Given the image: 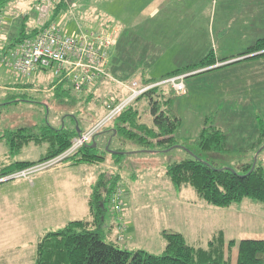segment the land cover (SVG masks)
<instances>
[{"label": "rangeland", "instance_id": "obj_1", "mask_svg": "<svg viewBox=\"0 0 264 264\" xmlns=\"http://www.w3.org/2000/svg\"><path fill=\"white\" fill-rule=\"evenodd\" d=\"M68 1L77 7L73 13L65 10L58 16L57 21L65 29L107 31L114 38L108 59L109 77L78 93L68 82H59L51 69H41L32 78L21 77L1 62L0 170L16 161H38L48 151V143L44 142L30 143L20 154L15 152L11 148V132L25 128L41 133L48 126L70 128L75 120L87 131L103 120L108 102L128 96L127 85L136 78L144 75L158 81L177 68L201 61L213 52L209 41H205L209 37L206 21L215 24L216 39L233 38L231 48L236 57L246 56L242 53L264 38V0H172L165 18L157 19L165 24L168 43L137 39L145 23L138 18L139 9L147 0ZM34 3L8 0L4 6L8 13L0 11L7 25L6 42L12 43L20 36L22 11L27 8L30 12ZM221 21L226 27L219 35ZM37 22L40 26L39 17ZM12 24L11 32L8 28ZM176 39L182 43L177 44ZM263 52L249 54L242 60L215 57L214 65L187 73L184 95L175 94L170 86L163 87L166 97L172 96L168 111L182 122L175 132L177 143L173 149L158 146L162 151L140 152L139 145L124 142L119 136L111 140L112 132L104 131L95 135L97 152L105 154L102 161L76 163L71 157L27 176L11 177L13 173L0 180V264H35L37 245L48 232L71 221H91L89 202L103 173L119 176L117 187L122 188L124 195L121 216L107 203L103 225L107 241L120 237L129 249L161 255L166 245L163 230L182 233L196 247H206L222 233L224 253L235 264L242 238L264 239V203L245 198L226 207L212 205L191 186L176 188L167 168L188 158H200L239 172L246 165L264 167ZM29 80L31 83L25 82ZM144 101L141 98L134 103L141 116L147 113ZM111 123L112 120L103 128ZM207 126L220 129L226 136L223 151H206L197 143Z\"/></svg>", "mask_w": 264, "mask_h": 264}, {"label": "trees", "instance_id": "obj_2", "mask_svg": "<svg viewBox=\"0 0 264 264\" xmlns=\"http://www.w3.org/2000/svg\"><path fill=\"white\" fill-rule=\"evenodd\" d=\"M7 3L8 0H0V11ZM65 10H67L65 3L57 2L49 20H56ZM27 21L28 16H25L20 36L10 43L9 47L18 45L41 29L40 26L28 29ZM101 33L108 34L107 31ZM263 50L264 38H260L242 55ZM6 55L7 47L0 49V63ZM261 55H264V52ZM215 61L214 53L210 52L201 61L177 68L165 74L161 80L205 69L214 65ZM141 79L145 84L160 81L144 75ZM141 98L145 99L144 102L147 103L153 116L151 126L141 121L139 108L134 104ZM123 99L117 98L115 101L120 102ZM171 100L172 96L167 98L163 87L151 88L124 108L113 118L111 126L103 128L104 130L98 132L96 136L101 132L111 131V140L115 136H119L124 142L139 145L140 152L145 150H148L147 152L162 151L157 148L158 146H165V149L168 150L173 149L177 143L175 132L180 128L182 122L178 116L168 111L167 107ZM83 132L84 130L77 120L70 128L63 126L60 129H54L48 126L41 133H34V130L25 128L11 132L9 138L12 139L11 148L16 150L15 152L19 153L24 146L30 143L44 142L48 143V151L38 161H16L5 166L0 170V178L59 155L69 148L73 138ZM261 132V135H264V125ZM96 136L92 142L85 144L72 156L76 163H92L105 159V154H99L97 146L93 147L92 145L96 142ZM198 138L197 143L206 151L221 152L225 149L226 136L218 128L204 127ZM242 170L239 172L234 169L219 168L200 158H188L170 164L167 168V175L176 188L191 186L202 199L212 205L226 207L241 202L245 198L264 203V167L246 165ZM118 182V175L103 173L93 188L92 198L89 202L93 219L91 221H71L61 229L48 232L37 245L35 264H233L224 253L225 239L222 233L209 241L206 247H196L189 244L182 233L163 230L162 234L165 237L166 245L164 253L161 255L152 254L143 249H129L126 244L121 243L124 241H121L120 237L114 241H107L103 231L105 211ZM129 228L126 230L128 233L130 232ZM231 243L234 244L235 241H231ZM235 264H264V239H241L238 242V256Z\"/></svg>", "mask_w": 264, "mask_h": 264}, {"label": "built area", "instance_id": "obj_3", "mask_svg": "<svg viewBox=\"0 0 264 264\" xmlns=\"http://www.w3.org/2000/svg\"><path fill=\"white\" fill-rule=\"evenodd\" d=\"M33 8L37 12L40 21V30L35 35L25 39L16 45L6 55L2 63L12 68L16 76L31 77L39 70L51 69L59 82H68L74 92L80 93L87 86L97 80L109 77L108 59L114 38L108 34L93 30L70 32L56 20L50 21L54 0H34ZM66 4L69 13H73L76 3L68 0H59ZM42 19V20H41ZM5 26V16L0 14V39L2 29ZM3 47L0 45V49ZM189 74L172 76L152 84L143 83L136 78L127 85L129 94L120 102L110 101L106 104L107 114L101 122L73 138L71 145L64 152L54 158L31 166L11 175V177L27 176L50 166L61 163L74 156L85 144L92 142L95 135L103 129V126L113 120L124 108L130 105L139 96L156 86H170L175 94H186L184 79ZM10 176V175H9ZM9 177H3L4 181ZM123 190L119 186L114 191L110 203L114 212L119 216L123 211Z\"/></svg>", "mask_w": 264, "mask_h": 264}, {"label": "crops", "instance_id": "obj_4", "mask_svg": "<svg viewBox=\"0 0 264 264\" xmlns=\"http://www.w3.org/2000/svg\"><path fill=\"white\" fill-rule=\"evenodd\" d=\"M171 2H172V0H147L146 3H144L142 5L141 9H139L140 11H139L138 18L142 21H145V23H143L141 25L140 30L138 31V37H137L138 40H140V41L145 40L148 43H158V42H167L168 43V42H170L167 40L165 41V37H166L167 32H164V29H165L164 22L158 21L157 19L165 18L164 13L169 8H171ZM179 2H182V1L181 0H175V3H179ZM7 9L8 8H4L3 11H1V12L6 15L8 13ZM24 9L25 10L22 11V15H23L22 17L24 19L25 16H28V21H27L28 29H33V28L37 27L38 26V22H37L38 14L36 13V11H34L33 8L30 12H27V8H24ZM120 25H124V24L121 23ZM205 25L208 27V30H209V35H208L209 37L206 38L205 41H209L210 48H211V50H213L214 55L217 59H229L231 61V60H235V59L242 60V59L248 58L250 56V55H246V56L240 58V57H236V55H233L234 51H233V48H231L234 44L233 38L229 40V36L224 35L225 36L223 38L224 40L220 39L219 37H217V39H216V36L214 34L215 24L210 22V21H206ZM6 26H4L3 30L1 31L2 37L0 39V44L3 43V45L1 44L3 47L2 49H6V47H7V54H8L10 52V50L13 49L15 46L9 47L10 43L6 42L4 40L6 37V35L4 34V30L6 29ZM11 27H14V24H12L8 28L12 32ZM107 27H108V25H107ZM107 27H105V28L107 29ZM143 27H145L146 30H143L142 29ZM225 27L226 26H225L224 21H221L219 26H218L220 31L217 29V32L218 33L220 32L219 35L222 32H225ZM176 41H178L177 44L180 43V39H176ZM243 51H241V52H243ZM36 74L38 75V71ZM138 74L142 75L141 73H138ZM32 77L33 76H31V78ZM25 82L31 83V80L25 81ZM27 83H24V84H27ZM24 84H22V85H24ZM144 105H145V108L147 107L146 108L147 113L145 115L142 114L141 121L146 123L147 125L151 126L153 124V116L151 115L146 102H144ZM73 125H72V127H73ZM107 133H111V132L108 131ZM110 138H111V136H110ZM20 153L21 152H19V154ZM129 230L131 232V226H130ZM167 231H169V230H167ZM251 237L252 238H242V239L257 238V237H253V236H251ZM260 238H263V237H260Z\"/></svg>", "mask_w": 264, "mask_h": 264}, {"label": "water", "instance_id": "obj_5", "mask_svg": "<svg viewBox=\"0 0 264 264\" xmlns=\"http://www.w3.org/2000/svg\"><path fill=\"white\" fill-rule=\"evenodd\" d=\"M92 145H93V147L97 146L96 142H94ZM112 153H119V152H112Z\"/></svg>", "mask_w": 264, "mask_h": 264}]
</instances>
